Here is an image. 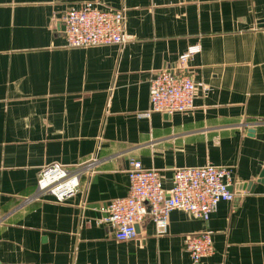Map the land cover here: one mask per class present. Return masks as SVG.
I'll use <instances>...</instances> for the list:
<instances>
[{"label":"crops","instance_id":"1","mask_svg":"<svg viewBox=\"0 0 264 264\" xmlns=\"http://www.w3.org/2000/svg\"><path fill=\"white\" fill-rule=\"evenodd\" d=\"M81 1L0 0V264H264V0H93L123 11L126 42L69 47L61 16ZM196 43L193 107L141 115L152 74ZM131 159L164 189L177 167H225L235 197L117 240L99 219ZM54 162L81 171L77 192L31 198ZM202 232L214 253L194 263Z\"/></svg>","mask_w":264,"mask_h":264},{"label":"built area","instance_id":"2","mask_svg":"<svg viewBox=\"0 0 264 264\" xmlns=\"http://www.w3.org/2000/svg\"><path fill=\"white\" fill-rule=\"evenodd\" d=\"M61 22L69 47L121 45L127 40L123 11L101 7L93 0H83L66 10ZM199 50V44L189 45L179 55L174 67H165L152 74L149 79L150 107L141 115L149 116L151 112L173 113L193 107L196 85L192 77L185 73L184 67L189 57ZM126 172L128 194L107 203L99 219L111 228L114 237L120 241L136 237V226L146 215H150L156 233L164 234L172 210L180 209L206 221L220 201H232L235 197L230 188L231 171L222 166L177 167L173 170L168 189L162 187L158 169L143 167L136 159L128 162ZM80 177L78 168L51 163L39 171L31 198L49 194L56 201H63L77 192ZM185 248L191 260L198 263L203 257L214 253L211 234L202 232L187 237Z\"/></svg>","mask_w":264,"mask_h":264},{"label":"water","instance_id":"3","mask_svg":"<svg viewBox=\"0 0 264 264\" xmlns=\"http://www.w3.org/2000/svg\"><path fill=\"white\" fill-rule=\"evenodd\" d=\"M231 188V187H230ZM136 228H137V226H136Z\"/></svg>","mask_w":264,"mask_h":264}]
</instances>
